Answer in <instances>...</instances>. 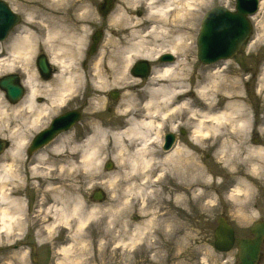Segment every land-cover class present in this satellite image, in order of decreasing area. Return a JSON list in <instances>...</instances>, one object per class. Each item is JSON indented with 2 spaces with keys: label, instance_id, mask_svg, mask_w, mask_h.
Wrapping results in <instances>:
<instances>
[{
  "label": "bare ground",
  "instance_id": "6f19581e",
  "mask_svg": "<svg viewBox=\"0 0 264 264\" xmlns=\"http://www.w3.org/2000/svg\"><path fill=\"white\" fill-rule=\"evenodd\" d=\"M139 1L143 6L141 16L137 9ZM196 2L198 0H128L129 8L118 9L115 20L111 21V33L120 34L118 44H114L123 53V63L115 66L111 62L106 71L97 65L92 85L94 94L101 96L99 103L106 102V93L112 86L123 89L125 94L120 105L123 127L108 129L104 122L94 123L90 126V135L83 141H73L67 150L65 140L71 135L63 134L51 147L56 154L53 162L47 158V150L31 159L23 158L22 154L32 132L50 118L49 107L62 104L69 94L83 89L79 72L69 74L78 53L74 51L69 56L63 48H56L52 42L54 37L49 35L47 42L53 48L49 53L51 64L59 70L49 86L42 85L36 78L37 74L30 69L31 58L36 51L31 35L23 31L24 35L14 39L11 55L0 57V75L7 69L14 70L18 63L22 64L23 72L28 75L26 83L30 94L23 103L12 107L0 96V133L11 129L8 126L11 115L22 116L25 127H29L18 132L17 137H8L13 146L0 162V249L24 243L27 225L34 228L40 223V234L54 237L51 235L59 232L67 236V245L58 249V254L63 257L62 261L58 259V264H80L86 251L73 255V248L85 237L103 238V261L106 247L117 245L109 260L106 257L105 264L114 261L128 263V249L134 243H139L138 248H145L147 253L155 251L152 260L156 261L162 231L166 232L167 241L173 244H179L181 238L191 234L194 226L191 222L194 214L190 215L189 211L191 206L199 207L198 215H209L216 213L220 201H224L231 212L240 214L243 221L253 220L250 210L254 190L264 183V173L261 172L264 170V145L256 144L250 138L254 121L256 124V112L251 107L248 88L251 79L239 74L237 83L225 84L222 74L225 71L219 75L209 68L202 73L204 79L194 82V90L190 89L191 84L185 85L194 75H188L185 60L186 52L191 55L190 33L187 32L190 21L197 20L199 25L200 20V16L196 17L194 13ZM259 27L261 31L259 29L255 35L251 49L248 48L250 54L256 46V51L264 48V23ZM82 43L83 39H79L77 46ZM112 44L113 41L108 46ZM164 53L176 55L177 62L159 65L158 57ZM136 60L154 62L152 76L139 94L133 92V85L138 87L139 81L135 77L130 78V66ZM191 62L197 65L195 60ZM254 82L258 83V97L263 104V117L258 119L264 125V69ZM42 95L47 103L39 105L38 98ZM75 95L79 96L78 93ZM192 97L196 99L191 100ZM48 103L51 106H46ZM178 114L186 117L192 126L191 141L199 147L202 142L214 143L216 160L213 162L225 164L224 172L233 180V188L224 191V197H218L217 190L222 187L216 182L219 175L212 172L203 159L194 156L187 159L179 146L172 153L155 150L161 143L164 126ZM261 133L263 136H256V140H264V129ZM199 147L193 145L198 153ZM103 157L116 162L120 171V187L112 189L113 195L108 202L93 205L85 199L84 193L87 192L86 186L94 181L92 171L102 166ZM29 185L44 193L39 207H44V211L39 216L31 215L20 199ZM134 205L139 206L138 215L143 222L135 224L133 218L138 215L134 212ZM162 243L165 245V240ZM119 254L122 255L121 261ZM12 256L1 257L0 264H14ZM96 258L94 254L90 261L95 262ZM21 259H25L24 253L19 255V261Z\"/></svg>",
  "mask_w": 264,
  "mask_h": 264
},
{
  "label": "rangeland",
  "instance_id": "374dc122",
  "mask_svg": "<svg viewBox=\"0 0 264 264\" xmlns=\"http://www.w3.org/2000/svg\"><path fill=\"white\" fill-rule=\"evenodd\" d=\"M209 2L207 1L205 3V5H207ZM200 12V14H202V10H198V13ZM199 14V15H200ZM198 14L196 15V17L199 16ZM194 18V16H193ZM260 21L261 23L264 22V15H260ZM191 22V26H189V30H187L188 33H190V35H188L189 41L193 40V38L198 35V29H199V25H197V20L196 21H190ZM259 22V21H258ZM259 23V26L260 24ZM48 28H42V33L39 35L38 39V44L39 46H42V51L44 52V54H46L49 57V50L52 52L53 48H51V45L45 41L46 38H48V35H50V31L47 32ZM260 29V27H259ZM31 31V30H30ZM261 31V29H260ZM258 32V29H257ZM31 37L33 39V41H36V34L31 31ZM123 37V35H122ZM40 40H42L43 45L39 42ZM114 41V40H113ZM117 44L119 41H115ZM190 43V42H189ZM76 44V43H75ZM74 45V44H73ZM191 50L190 53L191 55H187L188 52H186V57L187 60H185L188 63V75L194 73L193 76L189 77V80L187 81V83L185 84L192 86V90L193 87L196 86V84L194 83L195 81H198V79H204V75L202 74L203 71L201 69L198 68L199 66V62L196 61L195 59L197 58L198 60V55L195 57V53H196V49L193 45V41L191 42ZM75 46V45H74ZM109 47V46H108ZM249 48V47H248ZM106 49V48H105ZM110 51H108V55L109 56H105L102 64L100 65L103 70H107L106 66L109 68L111 65H109V63L112 62V64H115V66L120 65L121 63H123V53L120 50V48L114 44L109 47ZM254 49V53L256 54H264V48L259 49L258 51H256L257 46L253 48ZM160 50V49H159ZM158 50V51H159ZM157 51V49L155 50ZM5 48L4 46L2 47V54H5ZM245 53V49H243V51L241 50L236 56H234V58L232 60H229L228 63H232L235 64L239 61V57H237L239 54L242 55ZM9 55L10 52H9ZM185 58V56H184ZM256 58H260V57H256ZM191 60H195L197 62V65L192 64ZM246 59L242 58L241 61H244ZM139 60H136L132 65H134L135 63H137ZM22 63V62H21ZM17 64V63H16ZM25 65H27V62H24ZM151 66L153 65V62H150ZM22 64L18 63L15 67L14 70H5L1 75L0 78L10 74V73H14V74H19L22 76V78L24 77L23 75V69H22ZM33 65V66H32ZM32 66V70L33 74H36L37 72V61L36 58L33 59L31 65ZM235 67L237 68V65L235 64ZM28 68V67H27ZM93 70H95L94 68H91V74H89L90 76H87V80H86V86L83 88V90H81L80 93L81 95L75 100L76 102H72L71 103V107L73 106H78L79 108H84L85 110V117H82V120L80 122V124L76 127L75 131L69 135H71L70 139L65 140V146H66V150L69 149L67 147H70V144L75 141V140H81L83 139V137H80L81 135H86L87 133L91 132V125L93 126L94 123L95 124H99L101 122H104V126L105 128L108 129H112L113 127L116 128H120L122 125V120L120 118V105L122 104L121 102L124 99V94L125 92H123V89L121 87L118 88H113L114 86H112L106 93V102L102 101L101 103H99L98 101H100V94H94V87L92 85V72ZM113 72H116V70L114 69ZM186 74V73H184ZM199 76L196 78V76ZM27 76V74H26ZM28 77V76H27ZM130 78H132V76H130ZM140 81V79H137ZM149 79H147V82ZM130 81V80H128ZM228 81L229 84L233 83V78L232 77H228V75L225 77V83ZM140 83V85L138 87H135L136 84H134V88H133V92H135L136 94L141 93L142 88L145 86L144 83H146V81L144 82H138ZM50 85V84H49ZM47 85V86H49ZM113 88V89H112ZM112 89V90H111ZM141 89V90H140ZM113 91H118L120 92V95L117 97L116 100L112 99V95L111 93ZM129 95H131L129 93ZM0 96H2L3 98H5L6 103H8V105H10V107L12 106H17L19 104H21L22 102L25 101L22 100L19 104L17 105H12L8 99L6 98L5 93L0 89ZM43 97V95H42ZM95 97L96 100H93V98ZM46 98V97H45ZM195 97H192L191 100H195ZM40 100V99H39ZM46 99L41 98L40 103L39 104H43V102H45ZM257 98L256 99H252L251 98V106L253 107V105L256 104L257 102ZM255 103V104H254ZM45 104V103H44ZM74 104V105H73ZM46 106H51L50 103L46 104ZM59 109V106H54L50 109V112L54 115L51 116L49 119L44 120L42 126L38 129L32 132V134L29 137V142L32 140V138L35 137V135H37V133L39 131H41L44 127H47L49 125V122L53 119V117H55L57 114H59L58 112L55 113V111ZM87 112H92L90 115L89 113L87 114ZM10 113V112H9ZM252 113H251V117H252ZM22 116H15V115H11V124L8 123V126L11 128L10 130H7L4 133H0V139H4L6 141H8L10 143V147L0 156V162L3 158V156L6 154V152H8L9 150H11L12 146H13V141L11 140V137L14 135V137L18 136V132H24L29 126L24 125L23 120H21ZM168 124H166L164 126L165 131L169 130V129H175L178 128L179 126L184 127L186 130L190 129L192 126L188 123V120L186 119V117L181 116V115H176L173 118H171V120H168ZM190 125V126H189ZM178 126V127H176ZM174 127V128H172ZM91 130V131H90ZM172 131V130H170ZM15 133V134H14ZM188 140V139H185ZM28 145L25 146L24 152L22 154L23 158H27V159H31L32 157L34 158L35 156L30 157L28 155V147H29V143ZM191 146L190 149H186L185 147H182L181 150L182 152L186 155V154H191V157H198L203 159L204 162L207 163V167H209V169L214 172L215 174L219 175L216 179V182L219 183V185L221 184L222 187L219 188L218 191V197H224V191L225 187H229L231 186V184L233 183L232 177L228 176L227 174H225L224 171H226V165L223 164L222 162L220 164L214 163L213 159L216 160V155L214 153L215 148H214V143L213 142H209V143H205L202 142L200 145V147H203L204 149V153L202 152V148H200L199 153L197 152L198 150H194L193 145H195V142L190 141ZM197 146L199 147V145L197 144ZM46 153H47V158L51 159L52 162L54 159L56 154L54 153V151H51L50 149H46ZM39 152V151H38ZM104 161L102 166H100V168L98 170H93L91 173V177H93L94 181L93 183L88 184L86 186L87 192L84 193L85 199L93 205H97V204H105L106 202H108V200L112 197V189L115 186H119L120 187V179H119V168L117 167V164L114 160H112L111 158H106L103 157ZM56 161V160H55ZM112 162L114 164L115 169L113 171L107 172L105 169V165L108 162ZM29 168V166L27 167V169ZM170 168V167H169ZM27 176H29V174H26ZM95 177V178H94ZM30 183V180H29ZM111 184H113V186H111ZM233 185V184H232ZM43 189V188H42ZM46 189V188H45ZM43 189V190H45ZM96 190H101L104 194H105V199L101 202V201H94L93 200V194ZM121 189L119 188V191ZM43 192V191H42ZM42 192H38L36 190H34V186L33 185H29V187L25 188L24 191L21 193L20 199L22 200L23 204H25L26 209L30 210V214L31 215H36L39 216L42 211H44V207L42 209H39V207L41 206L40 201L44 199H42V195H44V193ZM227 192V191H226ZM40 196V198L38 197ZM138 200L136 199L135 202H137ZM224 201H220V205L219 208L217 210L216 213L213 214H209V215H204V214H200L198 215L199 212V207H190L189 211H190V215L193 216L194 214V219L192 218V223L194 224L193 229H191V234H189L188 237H184L181 238V241L179 244H173L171 243V241H167V234L165 231H162L163 233L160 235V243H158V245L160 246V253L157 254V259L156 261H153V257L155 256L156 252L153 251L151 253H147L145 252V248L139 249L138 245L139 243H134L132 247H130L128 250V255H129V259H128V263H123V264H226L224 263L225 260L229 261V263L231 262V258H233L234 256V252L233 250H231L230 252H219L215 249V247H213L214 244V235H213V229H214V225L217 224V220H215L216 216H219L217 214L219 213H227L228 214V218L231 220V223L233 225H235V227L238 230V232L241 231H245L246 229H248L249 227L252 226V224L255 222L254 221V217L252 218L253 220H249L247 221H243L242 218H240V214L237 211L231 212L229 210V206H227L226 204H224ZM44 205V203L42 204ZM136 206V205H134ZM41 211V212H39ZM134 212L136 215H138L139 212V206L137 205L134 208ZM234 213V214H233ZM161 214V213H160ZM233 215V216H231ZM221 216V215H220ZM41 217H44V215L42 214ZM134 221L135 224H137L139 221H142V219L137 216H134ZM128 221H130L131 219H127ZM143 222V221H142ZM40 223L36 224V227L34 228H29V226L27 225V230L25 231V240L24 243L22 244H17L15 246L12 245H7L6 247H3L2 249H0V258L1 257H5V256H12L13 257V261L14 264H18L19 262H21L22 264H58L59 261L58 259L60 258L61 261L63 259L62 256H60V254H58V249L59 246H66L67 245V236L64 233H59V232H55L53 235L54 237H50L49 234H45V233H39L38 230L41 232L40 228H39ZM202 226L205 227V229L207 228L206 234L204 231V234H202L201 229ZM168 228V227H167ZM204 229V230H205ZM18 233V232H17ZM48 237V238H47ZM49 239H53L52 241H50ZM165 240V245H163L162 242H164ZM103 238H91V237H85L84 241L82 243H77L75 244L73 250L74 253L73 255H77L80 254L83 250L86 251V254L81 258L80 260V264H105V259L107 257V259L109 260L110 254L111 252H114L116 250V244H112L109 248L106 247L105 249V255H104V261L102 260L101 257V252L102 250H104V246H103ZM11 244V243H10ZM35 246V248H37V253L38 256H36V261H34V259H32V256L30 254V251H32V246ZM49 246H53L55 247V249L53 250V257L48 259V261L45 263V258L48 255V250H49ZM138 248V249H137ZM21 249V252H19V250ZM19 252V254L17 253ZM25 255L26 259L25 260H20L19 261V255L23 254ZM94 254H96L97 258L96 261H90V256H94ZM121 256L119 254V259L121 261ZM73 257V256H71ZM50 260V261H49ZM119 261V260H118ZM206 262V263H205ZM107 264H119L117 262L114 261V263H107Z\"/></svg>",
  "mask_w": 264,
  "mask_h": 264
},
{
  "label": "flooded vegetation",
  "instance_id": "af4514ba",
  "mask_svg": "<svg viewBox=\"0 0 264 264\" xmlns=\"http://www.w3.org/2000/svg\"><path fill=\"white\" fill-rule=\"evenodd\" d=\"M128 0H0V7H3L6 10V13L9 14V11L13 14H17L20 22L10 31L7 39L0 43V54L2 53V47L4 46L6 53L0 55L1 57H6L14 47H12L14 43V39L19 35L23 34L25 30H31L36 34L37 40L35 41L36 51L33 54L32 58H38L42 55H45L42 51V46L37 45L39 35L43 32L42 28H48L50 31V35L52 38L53 45L58 48H63L64 51L69 53V56L72 52H76L75 43L78 42L79 39H83V41H90V37L92 33L96 30L103 31L102 41L105 43L109 40L111 36V21L115 20L116 15L118 13V9L129 8L127 6ZM206 3V0L201 2L198 0L196 2V6L194 9H201L203 5ZM218 5H226V7L230 11H236L237 9V1L236 0H217ZM142 5V1L139 4V7ZM205 11V7H203ZM140 10V9H139ZM260 12L264 15V6H260ZM142 11H139V16H141ZM257 21L260 19L257 18ZM264 23V22H263ZM49 36V35H48ZM79 37V39H78ZM48 38L45 39V41ZM255 40L254 37L249 39V42ZM42 45V40L39 41ZM51 45V43H49ZM75 46H74V45ZM108 51H110L109 47L107 49H101L98 47L97 52L95 54L89 55L88 51L84 47L83 51L79 54H76V59L80 61V63L76 66L82 73V78L85 81L87 76L91 74L90 69L94 68L95 63L105 58L108 55ZM243 51V50H242ZM51 51L49 50V53ZM75 57V54H74ZM239 61L235 64H230L228 67L229 76L236 80L239 74H243L244 77H249L251 80L249 82V95L250 97L256 99L255 94H257V86L258 83L254 82V78L262 72L264 69V54H242L238 55ZM260 57V58H256ZM242 58L246 59L241 61ZM57 70L52 69L51 78L46 80L43 75L38 73L36 78L42 85H49L53 81L56 76ZM260 77V76H259ZM27 82V79H25ZM26 89L29 91V86L26 83ZM46 101V100H45ZM76 102V101H75ZM74 105V104H73ZM261 100L257 102L256 109H261L262 106ZM71 110H76L81 114V117H85L84 108H79L78 106L67 107L64 110V113L69 112ZM63 113V114H64ZM88 114V113H87ZM80 124V123H79ZM76 124L75 128L79 125ZM259 124H255L254 132L250 134L251 141L254 143H258L259 145H264V140H256L257 138H261V135L258 133ZM188 139V140H185ZM179 146L185 147L186 149H190L191 143L189 136L180 135L178 139ZM175 146L171 148L173 150ZM186 158H189V155H184ZM264 157V153H263ZM260 169V168H259ZM262 170L261 172H263ZM264 184V183H263ZM263 184L259 185L254 190V198L252 204V210H250L251 214L254 215V221H259L264 223V186ZM239 209V208H237ZM215 220L218 218H224L228 222L231 220L228 218L227 213H219L217 214ZM221 215V216H220ZM218 226L215 225L213 231L216 230ZM202 226L201 232L202 234H206L207 228ZM240 229H235V237L236 241L242 238H253V235L250 232V228L245 231L238 232ZM234 256L231 258L230 264H240L238 260V249L235 245L233 248ZM227 264V263H226ZM257 264H264V237L261 248V256L260 261Z\"/></svg>",
  "mask_w": 264,
  "mask_h": 264
},
{
  "label": "water",
  "instance_id": "95a60500",
  "mask_svg": "<svg viewBox=\"0 0 264 264\" xmlns=\"http://www.w3.org/2000/svg\"><path fill=\"white\" fill-rule=\"evenodd\" d=\"M210 21V20H209ZM209 26V24H207ZM207 26V27H208ZM231 26V25H229ZM210 31L211 32H215V30H217V26L215 24V21H212L211 26H210ZM238 28H236L235 26H231V28L228 29V27L226 28L225 32L226 34H232V37H236V34H238L237 30ZM238 31V32H237ZM215 45V44H214ZM216 46V45H215ZM215 46H213V50L207 52L208 54H211V56L216 55L217 53H219V50L214 51ZM201 47H205L201 44ZM209 47V46H207ZM40 67L41 69L45 72L46 68L44 66V62L40 63ZM142 69L144 71H142ZM146 67L143 66V64H139L135 74L136 75H141V76H145L146 74ZM0 87L6 91L7 93V97L8 99L15 103L18 102L20 100V98L23 95V90L22 88L19 86V84H17V79L16 78H5L0 82ZM113 98L116 99L117 96L113 95ZM57 128H63L64 122L63 121H57ZM50 135L48 133H44L43 135L39 136L38 139L36 140V142H38V144H40V142H46L50 139ZM8 147V144L5 141L0 140V153H2L6 148ZM108 169L112 168V164H108ZM100 195H97V198H99ZM258 226V225H257ZM225 231V234L220 235L217 233L216 235V239H217V247L218 249H220L221 251H227L232 247L233 244V231L231 229H227V228H223ZM260 231L262 232V228H260ZM261 238L262 236H260L257 240L253 241V243H249V242H241L239 244L241 252L239 255V258L242 262V264H255L259 258V253H260V242H261ZM220 240L224 241L225 245L222 247Z\"/></svg>",
  "mask_w": 264,
  "mask_h": 264
}]
</instances>
